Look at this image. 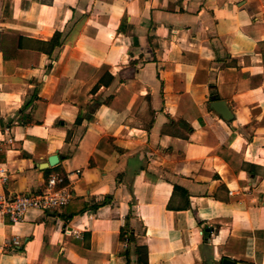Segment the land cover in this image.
Here are the masks:
<instances>
[{
  "label": "crops",
  "instance_id": "crops-1",
  "mask_svg": "<svg viewBox=\"0 0 264 264\" xmlns=\"http://www.w3.org/2000/svg\"><path fill=\"white\" fill-rule=\"evenodd\" d=\"M0 33V192L73 193L0 214V264H264V0H0Z\"/></svg>",
  "mask_w": 264,
  "mask_h": 264
},
{
  "label": "built area",
  "instance_id": "built-area-1",
  "mask_svg": "<svg viewBox=\"0 0 264 264\" xmlns=\"http://www.w3.org/2000/svg\"><path fill=\"white\" fill-rule=\"evenodd\" d=\"M6 131L10 132L11 127H6ZM7 141L12 142L13 138L9 137ZM8 182L9 175L4 168H0L1 189H4ZM69 184L68 176L56 173L47 178L44 189L39 193L8 194L2 190L0 192V214L7 216L11 223L18 224L24 221L30 209L62 212L69 206L73 198ZM10 244L12 246L20 245L19 236L13 237Z\"/></svg>",
  "mask_w": 264,
  "mask_h": 264
},
{
  "label": "trees",
  "instance_id": "trees-1",
  "mask_svg": "<svg viewBox=\"0 0 264 264\" xmlns=\"http://www.w3.org/2000/svg\"><path fill=\"white\" fill-rule=\"evenodd\" d=\"M1 35V33H0ZM17 38V37H16ZM62 40H63V32H56L53 36V38L49 41V42H45V41H39V43L41 45H43V48L49 53V54H52L55 50V48L57 46H60L62 44ZM23 45L21 44V39L18 40L17 43L14 44V46L12 48H10V50H3L4 52V58L6 59H16V54L19 50L21 51H24ZM20 51V52H21ZM110 81L112 80V76H110ZM108 82V83H109ZM100 102H97V104H99ZM95 106H93L94 108ZM92 108V109H93ZM82 119H84V116L83 115H80L78 117V120L77 122L80 123L82 122ZM62 175L66 176V174H63ZM68 181V180H67ZM108 199L102 201V202H99V203H96L92 208L93 209H96L97 207L107 203ZM133 217V209L130 210L128 216H127V220H126V224L124 225V227H122L121 229V233H120V239L122 240L123 243H127L128 244V247H126L124 249V253L126 254V256L129 258V254H130V245L132 243H134V235H135V232H134V229L131 227L130 225V220L131 218ZM136 250H137V255H138V263L139 264H148V261H147V254H148V251H147V247L146 246H143V245H137L136 247Z\"/></svg>",
  "mask_w": 264,
  "mask_h": 264
},
{
  "label": "water",
  "instance_id": "water-1",
  "mask_svg": "<svg viewBox=\"0 0 264 264\" xmlns=\"http://www.w3.org/2000/svg\"><path fill=\"white\" fill-rule=\"evenodd\" d=\"M210 106L217 111L218 113H220L224 119L226 120H232L234 115L232 114L230 108L228 107L227 103L224 100H215L213 101ZM59 161V157L57 154L52 155L49 159H48V163L45 165H56ZM224 264H239L236 263V261H234L233 259H229V258H225L224 259Z\"/></svg>",
  "mask_w": 264,
  "mask_h": 264
}]
</instances>
